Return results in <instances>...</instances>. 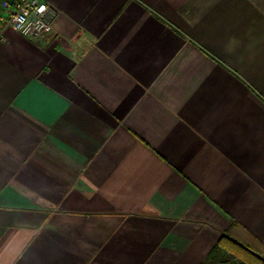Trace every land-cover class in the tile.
Segmentation results:
<instances>
[{
  "label": "crops",
  "instance_id": "1",
  "mask_svg": "<svg viewBox=\"0 0 264 264\" xmlns=\"http://www.w3.org/2000/svg\"><path fill=\"white\" fill-rule=\"evenodd\" d=\"M0 264L264 256V0H44L1 18Z\"/></svg>",
  "mask_w": 264,
  "mask_h": 264
},
{
  "label": "built area",
  "instance_id": "2",
  "mask_svg": "<svg viewBox=\"0 0 264 264\" xmlns=\"http://www.w3.org/2000/svg\"><path fill=\"white\" fill-rule=\"evenodd\" d=\"M7 15L1 18L4 26L11 27L28 38H38L51 31L54 9L44 0H15L4 5Z\"/></svg>",
  "mask_w": 264,
  "mask_h": 264
},
{
  "label": "trees",
  "instance_id": "3",
  "mask_svg": "<svg viewBox=\"0 0 264 264\" xmlns=\"http://www.w3.org/2000/svg\"><path fill=\"white\" fill-rule=\"evenodd\" d=\"M226 244H230L240 248L244 252V254L250 257V260L257 261L260 264H264V256H261L258 253L255 254V252H253L252 250H248L250 248H247V246L245 247L243 243L239 242L234 237L225 234L218 239L215 246L200 264H251L244 259H236V257L231 254L227 255L224 252V250H226Z\"/></svg>",
  "mask_w": 264,
  "mask_h": 264
},
{
  "label": "rangeland",
  "instance_id": "4",
  "mask_svg": "<svg viewBox=\"0 0 264 264\" xmlns=\"http://www.w3.org/2000/svg\"><path fill=\"white\" fill-rule=\"evenodd\" d=\"M224 252L227 255L228 254L233 255L234 257H236V259L237 258L244 259L245 261H248L251 264H260L257 261L250 260V257L247 256L246 254H244V252L240 248H238L236 246H233V245H230V244H226V250H224Z\"/></svg>",
  "mask_w": 264,
  "mask_h": 264
}]
</instances>
